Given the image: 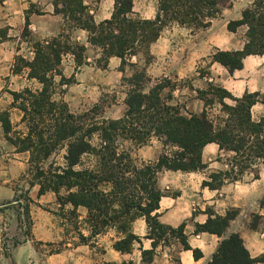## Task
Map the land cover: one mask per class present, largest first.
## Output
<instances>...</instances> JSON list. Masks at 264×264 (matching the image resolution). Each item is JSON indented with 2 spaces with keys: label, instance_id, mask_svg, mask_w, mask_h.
Wrapping results in <instances>:
<instances>
[{
  "label": "trees",
  "instance_id": "16d2710c",
  "mask_svg": "<svg viewBox=\"0 0 264 264\" xmlns=\"http://www.w3.org/2000/svg\"><path fill=\"white\" fill-rule=\"evenodd\" d=\"M52 1L66 20V31L79 28L90 34V44L102 53L97 63L100 68L107 69L110 59L116 57L122 60L123 70L129 65L135 72L122 82L128 88L127 111L122 118L112 120L103 116L100 105L75 114L64 101L55 98L56 77H61V87L75 83L74 79L67 80L62 75L64 57L73 55L78 69L88 65L86 48L72 45L66 31L58 38L37 44L33 62L17 59L14 72L20 74L27 69L28 79L42 85L40 91L26 89L12 94L13 107L24 114L22 122L27 134L11 141L20 152L30 154V170L35 172V183L31 185L40 186V195H56L60 209L56 215L60 217L68 213L71 220L82 225L78 209L87 210L83 220L86 229L82 230L89 235L79 232L82 245H93L98 236L114 231L117 237L114 249L131 254L136 244H142V239L132 231L133 224L144 218L149 227L148 239L153 242V249L143 252L145 263L153 262L160 246L170 247L175 242L193 251L196 260L202 258L200 251L189 246L185 225L175 229L160 223L157 212L163 194L156 188L157 177L163 171L205 170L202 152L208 144H217L221 152L232 154L230 169L212 174L205 183L211 190L240 180L254 165L264 162V118L254 122L251 117V109L259 102V96L248 94L235 100L227 91L209 84L207 91L198 92L206 104L203 115L185 117L181 106L169 104L171 95L162 97L163 91L171 86L170 81H153L145 68L129 64L127 60L141 52L148 56L150 46L172 24L193 31L208 28L232 5V0H158L154 21L134 19L133 0H114L112 19L99 25L84 0ZM241 26L248 28L244 50L216 51L211 57L212 63L224 66L230 73L241 70L246 57L264 54V0H256L244 12L242 20L230 23L228 28L236 32ZM225 99L235 101L236 105H226ZM215 102L221 104L224 114L216 121L208 113ZM5 131H11L7 119ZM155 139L176 150L161 155L154 163L134 159L135 149L148 146ZM60 152H65L64 164H52L44 169L43 165ZM20 200L21 197L16 202L22 208ZM25 201L30 202L28 198ZM68 206L72 210H67ZM24 213L29 219L28 208L24 207ZM230 218L210 221L198 227V232L221 236ZM24 235L30 237L29 233ZM210 264H264V256L252 259L240 237L233 235L220 244Z\"/></svg>",
  "mask_w": 264,
  "mask_h": 264
},
{
  "label": "crops",
  "instance_id": "0c3cea01",
  "mask_svg": "<svg viewBox=\"0 0 264 264\" xmlns=\"http://www.w3.org/2000/svg\"><path fill=\"white\" fill-rule=\"evenodd\" d=\"M255 1L232 0V5L206 29L193 31L172 24L150 46L148 56L141 52L127 62L145 68L153 81H170L171 86L163 91L162 97L171 95L169 104L181 106L185 117L203 115L206 104L198 97V92L207 91L209 84H213L227 91L235 100H241L248 94L258 95L259 102L252 107L251 117L254 122H259L264 118V54L246 57L243 68L233 73L218 63H212L211 59L216 51L244 50L247 26L239 27L236 32H231L228 27L232 22L241 21L244 12ZM84 4L97 25L113 17L114 0H84ZM158 4V0H133V18L154 21ZM66 27L64 16L58 13L52 0H0V210L9 208L24 213L25 207L29 209L32 220L31 235L14 252V264H38L35 262L40 260V252L35 243L51 245L64 235L57 220L59 205L56 195H40V186L31 185L35 180L30 179V154L20 152L11 140L27 134L22 122L24 114L13 107L12 94L26 89L42 90V85L36 80L28 79L29 70L25 69L20 74L14 72L16 61L22 58L33 62L35 46L60 37ZM66 33L72 45L86 48L88 65L78 69L73 55L64 57L60 68L62 75L67 80L74 79L75 83L61 87V77H56L55 98L64 101L70 111L77 114L100 105L108 94L113 93L116 97V90H121L122 102L106 110L105 117L112 120L122 118L127 111L128 92L122 82L124 78L133 76L134 68L127 65L123 70L122 60L116 57L110 59L107 69L100 68L97 63L102 53L90 44V34L79 28ZM224 103L231 107L236 105L231 99H225ZM208 113L215 121L224 117L219 102H215ZM5 115L11 126L9 133L5 131ZM175 150L155 139L150 145L135 149L132 155L140 163H154L161 155ZM231 157L232 154L221 152L217 144H208L202 152L205 170L195 173L163 171L158 175L156 188L163 194L157 212L160 223L175 229L185 225L189 246L200 251L202 258L196 260L193 251L185 250L175 242L170 247L160 246L150 264H210L220 244L233 235L240 237L252 259L264 256V162L254 165L240 180L226 183L219 190L205 186L212 174L230 169ZM256 175H259L258 179ZM23 193L30 202L20 200L24 207L19 208L16 199ZM66 209L72 210V207ZM78 213L83 221L87 210L79 208ZM228 217H231L229 226L223 235L198 232V227ZM2 218L0 213V223ZM82 231L85 236L89 235L88 231ZM132 231L142 239V244H136L131 254H122L114 249L117 237L114 231H110L94 239L93 245L78 243L59 254L45 256L44 264H149L143 261V252L153 249V242L148 239L146 220H136ZM10 259V254L0 247V263L9 264Z\"/></svg>",
  "mask_w": 264,
  "mask_h": 264
},
{
  "label": "rangeland",
  "instance_id": "374dc122",
  "mask_svg": "<svg viewBox=\"0 0 264 264\" xmlns=\"http://www.w3.org/2000/svg\"><path fill=\"white\" fill-rule=\"evenodd\" d=\"M112 94L106 95L100 106L103 109V116L105 117V111L113 108L114 106L120 104L124 98L122 95L121 90H116V97H113ZM93 105L87 109H91ZM78 112L77 114L83 113ZM65 152H60L57 155L53 156L49 161H47L43 167L44 169H48L50 165L56 164L57 166H61L64 164V157ZM35 178V172L31 171L30 179ZM20 197L25 200L26 195L23 193L20 195ZM57 209V208H56ZM58 209V214H59ZM2 213V223H0V232H1V240L0 247L5 251V253L10 254L11 259L9 264H14L13 255L18 246L24 245L26 243V235L24 233H29L31 235L32 231V220L31 217L27 219L25 217V213H20L18 211L11 210L9 208L2 209L0 211ZM65 217H60L57 215L58 224L62 226L64 235L61 237V240H59L57 243L49 245H40L38 243H35L36 249L40 252V260H38L35 263L38 264H44V258L45 256L55 254L58 251H65L67 249H70L74 247L76 244L80 243V237L79 232L82 229H86V225L83 224L82 220H79V222L82 223L79 224L75 220H71L68 213H66ZM17 233L19 236H17ZM17 236V237H16ZM16 243H19V245L16 246ZM13 261V263L11 262ZM0 264H5L4 262Z\"/></svg>",
  "mask_w": 264,
  "mask_h": 264
}]
</instances>
